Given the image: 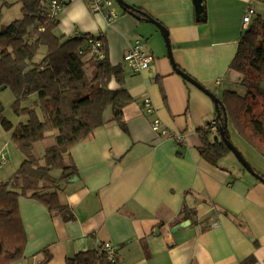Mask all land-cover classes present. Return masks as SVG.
I'll return each mask as SVG.
<instances>
[{
    "label": "crops",
    "instance_id": "crops-1",
    "mask_svg": "<svg viewBox=\"0 0 264 264\" xmlns=\"http://www.w3.org/2000/svg\"><path fill=\"white\" fill-rule=\"evenodd\" d=\"M122 1L142 9L167 31L172 62L154 24L122 13L106 25L85 0L63 9L56 33L103 35L109 62L124 70L122 85L113 79L109 88H125L133 103L126 110L125 131L110 122L107 108L106 124L71 147L77 177L59 192L71 220L34 199L19 198L27 242L23 258L11 264H66L67 258L103 242L117 248L114 264H264V184L231 153L219 167L201 157V133L215 119V107L173 69L218 98L224 92L244 95L241 76L229 64L247 29L244 11L252 7L255 18H261L260 0H203L201 21L192 0ZM137 39L144 41L153 61L133 74L123 56ZM40 50L45 55V48ZM260 88L264 90V81ZM32 95L33 106L37 98ZM145 99L152 112L143 107ZM154 119L167 135L152 130ZM233 130L229 125L236 137L232 144L264 178V159L240 143Z\"/></svg>",
    "mask_w": 264,
    "mask_h": 264
},
{
    "label": "trees",
    "instance_id": "trees-1",
    "mask_svg": "<svg viewBox=\"0 0 264 264\" xmlns=\"http://www.w3.org/2000/svg\"><path fill=\"white\" fill-rule=\"evenodd\" d=\"M20 2L21 17L0 28V91L10 89L14 95L13 113L27 116L24 123L13 126L2 115L0 102V125L12 132L11 141L24 156L10 178L0 182V264L23 258L27 238L19 198L34 199L50 213L57 212L65 221L71 220L70 209L59 200L61 186L77 177L69 154L71 147L89 140L95 129L106 124L107 108L112 111L110 122L118 123L125 131L126 110L133 103L125 88H109L113 79L122 85L124 70L109 62L103 35H58V22L47 18L44 0ZM128 7L123 14L139 21L152 19L142 9ZM91 39L101 42L102 59L91 53L87 44ZM40 48H45L46 53L37 63L34 57ZM229 69L241 76L240 85L246 92L216 96L221 114L218 118L215 109L217 131L207 128L201 133L198 149L201 157L215 167L231 153L223 141L225 138L231 142L229 125L264 159V90L259 86L264 81V21L260 17L254 18L241 36ZM32 94L37 98L33 106L23 107ZM50 138L53 144L44 149L41 157L35 156L34 145ZM66 264L112 263L96 248L67 258Z\"/></svg>",
    "mask_w": 264,
    "mask_h": 264
},
{
    "label": "built area",
    "instance_id": "built-area-1",
    "mask_svg": "<svg viewBox=\"0 0 264 264\" xmlns=\"http://www.w3.org/2000/svg\"><path fill=\"white\" fill-rule=\"evenodd\" d=\"M75 0H48L46 3V16L51 20H57L63 9L73 3ZM87 7L92 14L101 16L106 25H110L113 21L119 18L122 10L118 7L115 0H85ZM121 10V11H119ZM255 10L252 7H247L244 11L242 22L243 27L247 28L255 18ZM91 53L96 59H102L104 56L103 46L98 40H88L87 42ZM153 61V56L147 49L143 40L137 39L128 47L123 56V62L129 72L137 74L149 68ZM143 107L147 112H152L153 108L148 99L143 102ZM151 128L154 132L160 135H167V130L161 129V121L154 119L151 122ZM211 131H217V123L211 121L207 126ZM177 139V138H176ZM179 139V138H178ZM8 157L5 148L0 149V167L7 164ZM97 249L103 253L107 260L114 264L117 259V248L110 243L103 242L97 245Z\"/></svg>",
    "mask_w": 264,
    "mask_h": 264
},
{
    "label": "rangeland",
    "instance_id": "rangeland-1",
    "mask_svg": "<svg viewBox=\"0 0 264 264\" xmlns=\"http://www.w3.org/2000/svg\"><path fill=\"white\" fill-rule=\"evenodd\" d=\"M258 7L261 8V19L264 21V1H258ZM121 11V10H119ZM21 17V2L20 0H0V28L9 25L16 19ZM44 50V49H41ZM38 51L34 57L35 62H40L42 57L44 56L45 51ZM260 86V85H259ZM35 98V95H34ZM33 101L32 97L29 96L24 103L22 104L23 107H31V102ZM0 102L3 106V113L2 115L9 120L13 126H16L18 123H24L27 119L26 115L17 116L13 113L11 105L14 102V95L10 89H4L0 91ZM234 131V130H233ZM5 131L0 125V149L5 148L7 152L8 161L7 164L0 167V182H5L8 180L14 171H16L20 164L22 163L24 156L22 153L17 149L14 143L11 141L10 133ZM236 133V131H234ZM230 134V133H229ZM238 135V134H237ZM238 141L245 146H249L247 142L238 135ZM231 142L235 143L236 137L233 138L232 134H230ZM53 144V139H45L41 142H38L34 145L33 153L38 157L40 154L43 153L45 147H48ZM6 145V146H5ZM238 147V146H237ZM241 149V148H240ZM232 156V155H230ZM252 167V166H251ZM253 168V167H252ZM57 174V172L55 173Z\"/></svg>",
    "mask_w": 264,
    "mask_h": 264
},
{
    "label": "water",
    "instance_id": "water-1",
    "mask_svg": "<svg viewBox=\"0 0 264 264\" xmlns=\"http://www.w3.org/2000/svg\"><path fill=\"white\" fill-rule=\"evenodd\" d=\"M118 7L123 10V11H128L129 7L126 3H124L122 0H115ZM194 8H195V17L197 21H201L205 18V13H204V7H203V0H192ZM147 22L154 24L155 26L158 27V29L160 30L164 41H165V45L167 48V54L169 59L172 62L171 59V53H170V45L168 42V38H167V31L161 27V25L159 23H157L155 20L151 19L148 20ZM173 69L174 71L181 75L188 83H190L191 85H193L194 87H196L197 89H199L200 91H202L204 94H206L213 102L214 107L217 111V117L220 118L221 114L219 111V106H220V102L219 99L216 97V95L213 92H210L209 90H207L206 88H204L202 85H200L199 83H197L195 80H193L191 77H189L188 75H186L185 73H183L181 70H179L178 68H176L173 65ZM220 135L223 136V130H220ZM226 147L229 149V151L231 152V154L234 155V157L237 159V161L239 162V164L244 168V170L246 172H248L251 176H253L255 179H257L259 182L264 184V178L261 177L259 174H257L254 169L250 166V164L245 160V158L242 156V154L239 152V150H237V148L227 139H223Z\"/></svg>",
    "mask_w": 264,
    "mask_h": 264
}]
</instances>
